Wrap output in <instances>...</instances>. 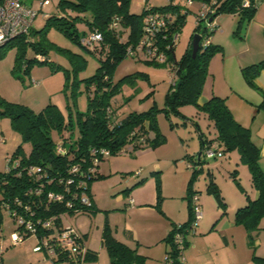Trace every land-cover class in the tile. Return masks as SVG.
I'll return each mask as SVG.
<instances>
[{
	"label": "rangeland",
	"instance_id": "374dc122",
	"mask_svg": "<svg viewBox=\"0 0 264 264\" xmlns=\"http://www.w3.org/2000/svg\"><path fill=\"white\" fill-rule=\"evenodd\" d=\"M22 1L37 12L31 24L35 32L27 36L28 41L40 39L38 31L53 14L78 16L75 25L78 34L89 33L85 20L90 18L88 12L63 10L58 5L59 0H49L44 7L39 5L41 0ZM139 1L150 7L168 3L167 0H130L131 12L141 11ZM198 10L199 2L195 0L178 34L174 50L176 58L198 32ZM213 21L216 29L210 39L220 49L209 57L200 95L219 92L228 101L237 120L250 128L252 140L262 144L264 68L258 67L264 63V2L259 3L250 15L222 10ZM200 24L201 30L204 26L210 29L207 20ZM45 35L53 43L47 47L48 62L34 60L28 71L24 69V59H38L41 55L29 43L0 47V108L8 102H17L38 112L51 105L67 126L60 134L57 126L51 125L50 136L55 142H61L62 137L73 140L77 134L76 114L87 110L88 93L83 79L96 72L100 56L96 49L89 50L54 26H47ZM20 50L24 53V61L16 62ZM244 69L248 71L247 75ZM137 71L146 73L147 77L137 78L132 83L123 82L111 102L120 117L154 106L158 131L165 138L153 146L146 144L139 152H116L100 161L98 177L90 184L97 210L93 214L76 213L66 217V222L83 236L84 249L96 252L95 259L82 260L80 264H111L101 244L106 220L114 236L121 237L143 256L142 264H164L167 253L163 247L166 245L167 250L170 249L164 240L171 226L170 218L181 214L186 218L188 211L187 193L193 171L187 167L186 153L197 154L202 135L209 139L214 135L212 121L195 102L182 103L174 109L165 105V96L173 88L169 63L126 56L115 66L112 80L117 82ZM178 80L176 76L175 83ZM18 145L25 155L30 153V141L24 140L12 127L10 117L0 115V171L6 169L9 157ZM260 162L264 165V159ZM197 169L191 186L198 196L202 217L204 215L209 224L203 233L198 230L201 226L198 225L195 233L186 234L189 242L182 251L183 259L187 264H264V216L248 228L243 223L233 222L236 208L245 203L236 206L237 197H244V188L250 196L252 193L251 172L240 160L238 150L231 149L221 158H207L202 154ZM234 169L241 187L232 178ZM211 180L218 187L225 205L219 204L208 190ZM130 197L134 199V205L126 207ZM228 220L232 222L231 227L222 231ZM16 226L8 210L1 205L0 264H67L44 257L42 251H34L37 244L34 235L15 243L11 234L16 231ZM129 227L137 230L136 240L127 236Z\"/></svg>",
	"mask_w": 264,
	"mask_h": 264
},
{
	"label": "trees",
	"instance_id": "16d2710c",
	"mask_svg": "<svg viewBox=\"0 0 264 264\" xmlns=\"http://www.w3.org/2000/svg\"><path fill=\"white\" fill-rule=\"evenodd\" d=\"M167 1L166 5L160 7H150L144 4L141 11L136 13L129 10L130 0H59L58 5L63 10L69 8L77 12L90 13V18L85 19L89 27L88 35L92 31H96L101 36V39L94 43L92 48L80 40L88 35L85 33L82 36L78 34L75 26L78 16L69 14L48 16L45 26L38 31L40 32L38 41L26 40L28 35H33L35 32L30 26L26 33H22L2 45L12 46L15 43H29L36 52L44 57L43 60L39 58L24 59V69L28 71L30 63L34 60L48 62L47 47H51L53 43L46 38L45 33L47 26H54L70 39L84 44L89 50L96 49V54L100 56V65L96 72L83 79L88 93V103L86 112H77L76 114L77 134L73 140H70L69 137L65 139L62 137L61 144L65 153L61 154L56 151L58 142H55L50 136V126H57L61 134L67 124L64 123L59 112L50 108L51 105L38 112L17 102H8L3 108H0V115L10 117L12 127L21 134L24 140L31 143L29 154L25 155L24 152H21L19 150L20 145L11 154L12 158L18 159L17 167L11 165L9 170L0 171V192L2 194L0 205L9 203V210L14 208L18 214H22L30 220L36 227L39 236H49L54 232L51 228L41 227V223L45 219L53 217L57 224L61 225L60 217L63 214H93L97 210L90 191V184L98 177L97 169L100 162L94 165V174L91 176L76 175L70 170L75 164L83 168L89 167L92 164L93 156L98 155V152L92 153L91 149L98 151L99 148H105L110 154L130 152L142 148L146 144L153 146L165 138L158 131L154 117V106H150L147 110L131 111L120 117L117 107L111 102L113 96L120 91V85L123 82L132 83L137 78L144 79L147 77L146 73L137 71L114 82L112 73L115 66L126 56L144 57L152 62L163 60L169 63L170 69L174 71L179 80L166 94L165 105L174 109L182 103L195 102L213 122L215 130L213 137L208 140L203 137L200 138L201 149L197 154L186 153L189 161L187 167L190 165L189 168L193 171L191 178H194L198 170L197 164L201 163V155L204 154V149L209 145L222 154L212 158H221L231 149H237L240 160L248 166L251 172V184L253 189L258 191V196L250 198L249 194L245 193L246 203L235 210L234 222L243 223L248 228L254 226L264 216V169L260 166L261 147L252 140L250 128L234 117L225 97L214 94L202 105L197 102L203 79L207 74L209 57L213 52L220 49L219 45L213 44L210 39L214 30L208 31L205 26L201 30L197 13V31L201 35L199 48L193 56L190 42L182 55L176 58L174 54L176 42H170L171 35L180 33L186 14L190 11V6H186L187 8L181 12L182 6L185 7L184 2L180 1L173 4L169 0ZM206 1L210 2V0ZM239 3L240 0H215V3L210 2L209 5L215 10L213 16L222 10L240 11L250 15L257 7L240 9ZM149 13H170L167 25L155 30L152 38V43L163 52L161 58H150L141 52H135L133 55L127 53V48L134 46L142 38V25ZM114 22L117 23L116 27L113 25ZM205 39L209 40L207 45H203ZM169 42L170 44L167 46ZM23 56L24 53L20 50L16 62L24 61L22 60ZM258 68H264V63H261ZM244 73L247 75L248 71L244 69ZM249 80L252 81L251 78ZM103 159L102 157L101 160ZM31 165L40 168L34 173L41 175L40 178H36L34 174L28 175L27 169ZM236 171L234 169L232 178L241 187ZM77 177L85 181L83 187H77L79 180ZM68 178L72 180L71 183H67ZM192 179L189 181L187 193L189 219L183 223L174 224L167 236L164 237V240L170 245V249L166 250L165 258L170 261V264H181L182 251L187 244L186 234L194 218L192 197L196 196L198 199V196L191 186ZM156 188L157 194H159L158 183ZM207 188L216 197L219 204L225 205L218 187L212 180ZM36 190L38 192H35ZM49 192L61 194V200L49 199ZM83 192L88 196L90 204H84L80 201V194ZM12 218L15 221L13 216ZM16 230H21L19 224H17ZM176 232H180L182 235L183 240L180 247L175 241ZM29 234L30 232L26 230L23 235L26 238ZM248 236L250 235L248 234ZM80 243L84 245L82 235ZM101 243L108 253L111 264H142L143 256L135 248L118 240L111 233L107 220L103 226ZM48 244L55 247L56 256L51 257L53 261L78 264L82 260L96 258L95 251L85 249L81 258L74 261L69 257V249L55 246L50 239Z\"/></svg>",
	"mask_w": 264,
	"mask_h": 264
},
{
	"label": "built area",
	"instance_id": "2783aa9c",
	"mask_svg": "<svg viewBox=\"0 0 264 264\" xmlns=\"http://www.w3.org/2000/svg\"><path fill=\"white\" fill-rule=\"evenodd\" d=\"M171 3L175 2H184L185 7L182 6L181 12L187 8L186 6H191L195 0H169ZM199 2V10H198V19L201 22L202 20H207V26L208 30H215L216 24L213 21V13L214 9L210 7V2L215 3V0H197ZM264 2V0H240L239 8L240 9H248L253 8L254 6H258L259 3ZM49 3V0H41L39 5L40 7H44ZM170 13H149L147 14V17L144 20V23L142 25L143 29V36L138 40V42L134 46H130L127 48V53L129 55H133L135 52H141L142 54L148 55V57H155V58H161L163 56L162 50L158 49V46L154 45L152 43L153 34L155 33V30L158 28H161L163 26L167 25V20H169ZM37 15V12L33 11L30 6L25 5L22 0H0V47L7 43L8 41L14 39L15 37L19 36L22 33H26L34 19V17ZM211 18V20H209ZM114 27L117 26V23H113ZM101 39V36L98 32L92 31L90 35L83 37L81 40L88 44L91 48L93 47L94 43H96L98 40ZM178 39V33H173L171 35V41L170 42H176ZM169 43H167V46H169ZM209 42L208 39H205L203 41V45H207ZM161 49V48H160ZM40 60H43L44 57L42 55L39 56ZM171 70V69H170ZM171 85L174 86L175 84V73L173 70H171ZM56 151L58 153H65V149L62 146L61 142H58L56 144ZM92 153H97V156H93L92 158V164L89 165V167H80L78 164L73 165L71 167V171L76 173V175H93L94 174V165H97L101 158H105L110 153L105 148H99L97 149H91ZM204 154L206 157L212 158L215 156H221V152L214 150L211 145L206 147L204 149ZM14 162V164H12ZM17 167L18 166V159L12 158L11 155L9 157V161L6 165L5 170H9L10 166ZM190 167V165H189ZM40 168L36 166H29L27 169L28 175L36 173V171H39ZM36 178H40L41 175L34 174ZM77 179H79L77 177ZM72 180L68 178L67 183H71ZM77 187H83L85 185V181L83 179H79L77 181ZM38 190V189H37ZM35 192H38V191ZM49 199L53 200H61L62 196L59 193L49 192L48 193ZM17 201V199H16ZM80 201L84 204H90L88 196L83 192L80 194ZM198 199L196 196L192 197V207H193V214L194 218L191 222L189 230L192 232L195 231L196 225L199 222V220L202 217V210L200 204L197 202ZM20 203L19 201H17ZM2 206H4L10 215H12L15 219V222L21 226V230H16L11 234V239L18 243L20 241H23L25 239L24 233L26 230L30 232L29 235H34L37 239V244L33 247L34 251H42L44 253V257H51L56 256L55 253V247L50 246L48 244V240H52L53 244L55 246L64 247L70 250L69 257L73 259L74 261L77 260V258H81V256L84 253V245L80 243L81 234H79L70 224L66 222V217L68 215H61V225L57 224L56 220L52 218H48L42 221L41 227L42 228H51L54 230L53 233L49 236H39L38 232L36 231V227L34 224L26 219L25 216L22 214H18L17 210L14 208H10L9 210V203H2ZM0 205V206H1ZM182 235L180 232H176L175 234V241L179 244L182 242ZM50 246V247H49ZM164 264H170V261L166 260L164 261ZM181 264H184L183 257H181Z\"/></svg>",
	"mask_w": 264,
	"mask_h": 264
},
{
	"label": "crops",
	"instance_id": "0c3cea01",
	"mask_svg": "<svg viewBox=\"0 0 264 264\" xmlns=\"http://www.w3.org/2000/svg\"><path fill=\"white\" fill-rule=\"evenodd\" d=\"M23 3H24V1H22ZM25 4V3H24ZM138 4L140 5V7H141V9H142V7L144 6V3L142 2V1H139L138 2ZM26 5V4H25ZM218 95V96H220L221 94L219 93V92H217V91H213L212 92V94L210 95V94H207V95H205V94H201L199 97H198V99H197V102H198V104H200V105H202V104H204L212 95ZM223 97V96H222ZM227 97V96H226ZM226 103H227V105H228V107L231 109V107L229 106V104H228V101L226 100ZM231 111H232V113H233V115H234V117L236 118V119H238L236 116H235V113H234V111H233V109H231ZM240 122H242V120H240ZM243 123V122H242ZM212 124H213V122H212ZM214 126H213V134H214ZM212 131H210V133H211ZM202 134H203V132H202ZM202 137L203 138H205V139H209V137H207V136H205L204 134L202 135ZM259 146L261 147V152H260V160H261V158L262 159H264V143H262V144H259ZM201 149V148H200ZM139 151H141L140 149H137V151L136 152H139ZM188 152V151H187ZM261 163V162H260ZM237 166H238V164H236ZM260 166L262 167V169H264V165H261L260 164ZM99 167V166H98ZM135 169V168H134ZM137 169H139V168H137ZM97 172H98V169H97ZM99 173V172H98ZM195 187H197V186H195ZM245 187V186H244ZM244 197H241V198H239V197H237L238 199H237V203H236V206H238V205H242L244 202L246 203V197H245V193L247 192V189L246 188H244ZM251 191H252V193H251V196H250V194H249V196H250V198H256L257 196H258V191H255L254 189H253V187H252V184H251ZM93 197V196H92ZM93 200H94V198H93ZM94 202H95V200H94ZM244 203V204H245ZM96 204V203H95ZM132 205H134V199L132 198V197H130V198H128V200H127V206L126 207H129V206H132ZM239 207V206H238ZM187 208H188V203H187ZM237 209V208H236ZM75 215V214H74ZM74 215H72V216H74ZM183 214H181V215H179L178 217H176V218H170V224H171V226H170V228H169V231H170V229L172 228V226L174 225V224H180V223H183V222H185V221H187L188 219H189V210L187 211V216H186V218H182L183 216H182ZM202 219V221H201V224H200V220ZM200 220H199V222L197 223V225H196V227H198V225H201V226H199V228H198V230L199 231H202V232H200V233H203L204 231H205V227H207V225L209 224L208 223V220L205 218V216L203 215V217L201 218ZM209 219V218H208ZM214 222V221H213ZM233 222H234V220H233ZM208 223V224H207ZM231 224H232V222L231 221H227V223H226V225H225V227H223L222 228V231H226V229H228V228H230L231 227ZM129 226V225H128ZM228 227V228H227ZM80 228H81V226H80ZM196 229L197 228H195V231L194 232H192L191 230H189L187 233H189V232H192V233H195L196 232ZM127 231V236L130 238V239H132V240H136V238H138V232H137V230H133L132 228H128V230H126ZM168 231V232H169ZM118 240H120V241H122V242H124L125 240H123L121 237H118V236H115ZM154 237V236H153ZM162 237V236H161ZM186 240H187V243L189 242V240H188V238L186 237ZM126 242V241H125ZM124 242V243H125ZM127 243V242H126ZM102 244V243H101ZM187 245V244H186ZM167 247L168 246H166V245H164V250L166 251L167 250ZM183 261H184V264H187L186 263V261L183 259ZM78 264H80V263H78Z\"/></svg>",
	"mask_w": 264,
	"mask_h": 264
},
{
	"label": "water",
	"instance_id": "95a60500",
	"mask_svg": "<svg viewBox=\"0 0 264 264\" xmlns=\"http://www.w3.org/2000/svg\"><path fill=\"white\" fill-rule=\"evenodd\" d=\"M211 20V18L209 19ZM201 35L197 32L193 35L191 40V47H192V55L194 56L196 51L199 48V42H200Z\"/></svg>",
	"mask_w": 264,
	"mask_h": 264
}]
</instances>
